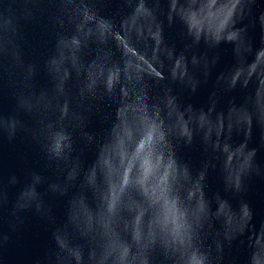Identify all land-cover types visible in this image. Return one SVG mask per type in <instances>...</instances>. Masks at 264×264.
Segmentation results:
<instances>
[{
  "label": "water",
  "instance_id": "1",
  "mask_svg": "<svg viewBox=\"0 0 264 264\" xmlns=\"http://www.w3.org/2000/svg\"><path fill=\"white\" fill-rule=\"evenodd\" d=\"M3 234L0 264H264V0H0Z\"/></svg>",
  "mask_w": 264,
  "mask_h": 264
},
{
  "label": "clouds",
  "instance_id": "2",
  "mask_svg": "<svg viewBox=\"0 0 264 264\" xmlns=\"http://www.w3.org/2000/svg\"><path fill=\"white\" fill-rule=\"evenodd\" d=\"M238 2V0H237ZM235 7V4L232 5ZM3 241L6 243L9 240L7 234H3ZM182 264H207V257L195 250H185L181 256ZM47 264H57L58 255L55 249H52L49 254L46 256Z\"/></svg>",
  "mask_w": 264,
  "mask_h": 264
},
{
  "label": "snow or ice",
  "instance_id": "3",
  "mask_svg": "<svg viewBox=\"0 0 264 264\" xmlns=\"http://www.w3.org/2000/svg\"><path fill=\"white\" fill-rule=\"evenodd\" d=\"M141 147H143V145Z\"/></svg>",
  "mask_w": 264,
  "mask_h": 264
}]
</instances>
